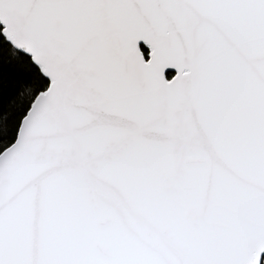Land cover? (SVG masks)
Returning <instances> with one entry per match:
<instances>
[{"label":"snow or ice","instance_id":"obj_1","mask_svg":"<svg viewBox=\"0 0 264 264\" xmlns=\"http://www.w3.org/2000/svg\"><path fill=\"white\" fill-rule=\"evenodd\" d=\"M0 264H264V0H0Z\"/></svg>","mask_w":264,"mask_h":264}]
</instances>
